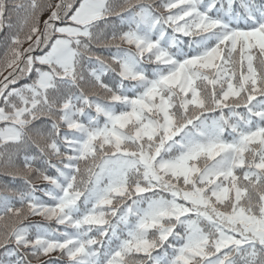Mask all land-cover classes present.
<instances>
[{
  "label": "snow or ice",
  "instance_id": "6c2138e0",
  "mask_svg": "<svg viewBox=\"0 0 264 264\" xmlns=\"http://www.w3.org/2000/svg\"><path fill=\"white\" fill-rule=\"evenodd\" d=\"M0 264H264V0H0Z\"/></svg>",
  "mask_w": 264,
  "mask_h": 264
}]
</instances>
